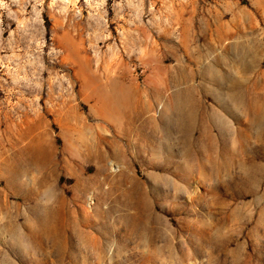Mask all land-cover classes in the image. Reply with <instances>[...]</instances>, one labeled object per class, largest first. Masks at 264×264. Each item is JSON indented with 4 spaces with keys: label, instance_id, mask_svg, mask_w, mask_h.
Wrapping results in <instances>:
<instances>
[{
    "label": "rangeland",
    "instance_id": "rangeland-1",
    "mask_svg": "<svg viewBox=\"0 0 264 264\" xmlns=\"http://www.w3.org/2000/svg\"><path fill=\"white\" fill-rule=\"evenodd\" d=\"M0 264H264V0H0Z\"/></svg>",
    "mask_w": 264,
    "mask_h": 264
}]
</instances>
